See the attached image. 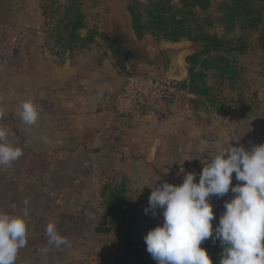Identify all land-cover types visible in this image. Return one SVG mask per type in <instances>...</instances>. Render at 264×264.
Wrapping results in <instances>:
<instances>
[{
	"label": "rangeland",
	"instance_id": "obj_1",
	"mask_svg": "<svg viewBox=\"0 0 264 264\" xmlns=\"http://www.w3.org/2000/svg\"><path fill=\"white\" fill-rule=\"evenodd\" d=\"M69 1L0 0V23L10 17V10L13 9L10 6L20 9L21 3L23 7L24 3L27 5L36 3L35 13L25 16L23 14V19L31 21L33 18H40V23L31 30H25L20 25L0 26V127L8 131V140L14 146L22 149L24 145L18 120L21 104L20 65L24 61L22 47L26 44L32 46L35 36H38L35 32H40L42 34L40 43L42 46L45 45V50L42 51L44 61L62 64L74 55L86 56L101 46L113 59V65L119 68L113 51L100 36L103 31H111L115 23H119L129 33L130 45L137 47L145 55V62L134 63L129 66L128 71L122 72L127 77L155 71L166 75L168 67L163 50L170 54L171 76L177 80L179 78L178 82L180 88L185 91L184 94L173 98L170 101L171 107L168 106L162 111L163 114L150 109H140L136 115L146 116L140 117L144 120H128L127 126L131 129H134V126L150 128L152 121L163 124L166 119L170 121L166 126L170 130L169 136L165 137L164 141L185 143L188 147L185 153L186 163L180 167L182 180L185 174L192 172L196 174V182L199 181L203 164L214 157L215 138L216 141L234 139L238 141L237 145L246 147V144L240 141H246L252 131L264 130V27L260 26L248 32L236 28L232 33H228L225 25L218 22V19L222 14L223 5L230 0H211V7L205 13L207 16H214V21L216 20L214 28L207 30L209 34L249 44L245 55L225 54L228 62H221L215 58L218 54H201L204 50L202 42H195L189 38L174 42L162 35L152 34L147 28L149 17L144 7L151 0H78L85 17V26L80 31L84 39L75 41L69 37L71 31L63 30L68 24L66 13ZM174 3L179 4L177 0H174ZM134 6H137L135 12L141 15L142 25L139 28L133 26ZM47 35L51 36L49 41L45 40ZM208 60H212V63H208ZM31 62L35 63L34 60ZM185 81L187 86L190 83L191 91L183 87ZM194 89L197 91L194 92ZM180 119L182 126L178 130L176 125ZM259 137H262L260 143ZM158 138L155 137L153 141L159 143ZM251 143L247 150L254 145L264 144V132L258 137H253ZM20 161L19 158L11 166H0V190L17 193L19 190L22 192L26 188H33L32 192L36 197L30 198L32 205L39 201L47 206L51 201V194L54 193L55 199L60 203L61 198L65 197V193L59 190L62 189L60 184L46 185L40 196L35 193L37 190L35 184H31L30 187L27 184H20L18 179L21 177L18 168ZM82 163L83 159L78 158L76 167L72 169L76 178L80 180L66 186L71 195L69 198L76 200L74 214L50 217L58 233L67 239V246L56 248L49 245L45 231V222L48 224L46 220L49 217L44 214L34 218L28 216L27 244L19 249L15 264H113V259L117 255V240L115 233L109 229L110 220L106 209V196L108 189L112 187L124 191L135 202L141 213L140 229L145 236L150 230L162 225V209H157L155 216L151 211L145 213V209L148 207L152 188L165 182L164 168H155L152 171L151 168L139 164L130 169L122 168L113 160L107 161L106 166L96 168L83 167ZM179 171L180 169L174 173L172 170L170 175H175ZM86 179H91L92 183L86 182ZM168 181L170 180L167 179ZM237 183L243 182L237 181L232 187ZM58 194L61 197H57ZM208 199L213 205L214 212V197L210 196ZM216 208L219 209L220 206ZM221 209H224V206H221ZM8 211L15 210L9 205ZM222 214L223 212L220 214L217 212L215 215L212 221L213 229L218 226ZM32 225L35 226V231Z\"/></svg>",
	"mask_w": 264,
	"mask_h": 264
},
{
	"label": "crops",
	"instance_id": "obj_2",
	"mask_svg": "<svg viewBox=\"0 0 264 264\" xmlns=\"http://www.w3.org/2000/svg\"><path fill=\"white\" fill-rule=\"evenodd\" d=\"M10 8H13L12 11L10 10L11 15L0 23L1 27L20 25L25 30H31L40 23V18H33L31 21L22 18L23 14L25 16L35 13L36 3L30 5L24 3V7L21 3L20 9L13 6ZM15 14L17 16L14 17ZM35 33L38 36H35L33 45L26 44L22 47L23 51L21 50L24 61L20 65L19 98L21 103L31 99L37 105L40 114L37 122L31 126L24 124L20 115L18 117L19 132L24 140L23 155L18 165L22 174L20 173L21 177L18 179L20 184H27L29 187L35 184L37 196L44 192L46 185L60 184L62 189L59 190L65 193V197L61 198L59 203L54 193L51 194V201L47 206L37 202L36 199L32 205L30 198L36 197L32 192L33 188H26L22 192L19 190L17 193L0 190L1 212L22 215L25 208L24 201L27 200L26 207L28 216L31 218L44 214L49 217L46 221L50 223L52 222L50 217L74 214L76 200L69 198L71 195L66 186L80 180L76 178L72 170L80 157L83 159L81 166L87 168L106 166V162L111 160L117 166L129 169L137 167L134 166L135 164L151 168L152 171L162 167L166 176L165 182L169 179L168 183L181 185L183 180L180 167L186 163L187 145L164 141L170 132L166 127L170 122L167 119L164 124L152 121L150 128L137 126H134V129L128 128V120L141 121L144 119L140 117L146 116L139 117L136 114L126 116L116 111L115 98L129 77L122 73L124 69L113 65V59L108 55L107 50L98 46L88 55H74L62 64L44 61L42 51L45 50V45L42 46L40 43L42 34ZM50 38L51 36L47 35L45 40L49 41ZM80 39L83 40L84 37L80 35ZM32 59L35 62L33 64ZM171 69L170 73L166 74L167 77L177 80L176 77L171 76ZM168 106L171 107L170 102L167 108ZM150 119L154 118L150 117ZM181 120L176 125L178 130L182 126ZM258 130L249 133L250 136L246 141H240L246 144V150L252 144L253 137H258L264 132V130ZM155 137H159V143L153 141ZM258 142H262V137L258 138ZM221 144L225 147L229 144L236 146L238 141L234 139L216 141L215 138L214 155L217 146ZM179 169L177 174L170 175L172 170L176 173ZM155 178L154 176L153 180ZM85 181L92 183L91 179ZM236 182L235 173H233L230 188ZM59 194L57 197H61ZM233 196L231 190L223 197L211 196V198L214 197L215 215L217 212L220 214L225 211L221 209V206H224V203L230 201ZM9 205L15 210L14 212L8 211ZM216 206L220 208L217 209ZM26 217H24L25 220H27ZM46 223L45 226L48 225ZM31 227L35 231V226Z\"/></svg>",
	"mask_w": 264,
	"mask_h": 264
},
{
	"label": "clouds",
	"instance_id": "obj_3",
	"mask_svg": "<svg viewBox=\"0 0 264 264\" xmlns=\"http://www.w3.org/2000/svg\"><path fill=\"white\" fill-rule=\"evenodd\" d=\"M20 118L34 125L39 118L37 105L25 100L20 105ZM8 131L0 127V166H11L23 151L8 140ZM196 174L184 175L181 185L164 182L152 188L145 213L156 215L162 209V225L144 236L147 252L156 264H212L201 247L208 238L219 240L223 249L220 264H264V144L250 150L244 146L216 148V154ZM233 173L238 182L230 188ZM234 194L224 203L225 211L213 229L215 219L209 197ZM28 201L22 215L0 212V264H15L19 249L27 244ZM49 245L60 248L68 243L54 223L46 226ZM214 234V235H213Z\"/></svg>",
	"mask_w": 264,
	"mask_h": 264
},
{
	"label": "trees",
	"instance_id": "obj_4",
	"mask_svg": "<svg viewBox=\"0 0 264 264\" xmlns=\"http://www.w3.org/2000/svg\"><path fill=\"white\" fill-rule=\"evenodd\" d=\"M151 0L145 7L149 17L147 27L152 34L162 35L166 39L177 42L182 38H189L203 43V55L218 54L221 62H228L227 55H245L249 44L240 40H227L211 35L208 29L214 28V16L205 15L211 7V0ZM67 7L68 24L63 27L64 32H70L69 37L80 40L79 32L84 28V14L78 0H70ZM137 6L132 8L133 26L142 25L140 13H136ZM204 13V15H202ZM226 27L228 33L236 28L243 32L252 31L260 26L264 27V0H230L222 7V14L218 19ZM63 32V33H64ZM223 54V55H219ZM196 56V55H195ZM194 56V57H195ZM214 58V57H213ZM212 63V60H208ZM190 83L185 81L183 87L190 89ZM197 90L194 89V92ZM106 196V209L110 220V231L117 240V255L113 264H156L147 252L144 242L145 234L140 229L141 213L135 202L124 191L109 188ZM212 264H220L223 251L220 241L208 238L202 242Z\"/></svg>",
	"mask_w": 264,
	"mask_h": 264
},
{
	"label": "built area",
	"instance_id": "obj_5",
	"mask_svg": "<svg viewBox=\"0 0 264 264\" xmlns=\"http://www.w3.org/2000/svg\"><path fill=\"white\" fill-rule=\"evenodd\" d=\"M180 83L160 73L136 74L129 77L117 94L114 106L120 115H133L140 109L162 112L170 100L183 95Z\"/></svg>",
	"mask_w": 264,
	"mask_h": 264
},
{
	"label": "water",
	"instance_id": "obj_6",
	"mask_svg": "<svg viewBox=\"0 0 264 264\" xmlns=\"http://www.w3.org/2000/svg\"><path fill=\"white\" fill-rule=\"evenodd\" d=\"M100 36L111 48L119 66L125 71H128L129 66L134 63L145 62L144 53L130 45V35L119 23H115L111 31L101 32ZM163 53L166 57L168 73H170L172 66L170 54L165 49Z\"/></svg>",
	"mask_w": 264,
	"mask_h": 264
}]
</instances>
